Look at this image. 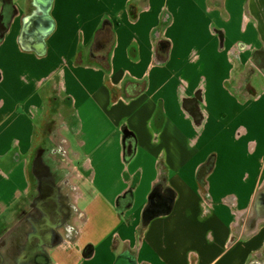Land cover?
I'll return each instance as SVG.
<instances>
[{
    "label": "crops",
    "instance_id": "obj_1",
    "mask_svg": "<svg viewBox=\"0 0 264 264\" xmlns=\"http://www.w3.org/2000/svg\"><path fill=\"white\" fill-rule=\"evenodd\" d=\"M138 1L9 0L15 15L0 42V235L8 229L18 242L7 245L11 253L4 264L29 263L26 243L40 231L30 212L42 191L30 167L37 120L56 89L65 103L60 113L65 111L68 153L77 154L89 175L83 193L71 195L73 204L89 202L91 211L106 213L112 225L86 240L77 227L68 235L61 229L62 236L54 227L59 242H37L52 264H114L125 250L137 264H249L254 256L262 258L264 222L253 229L252 210L264 188V94L240 98L225 91L235 67L233 45L222 31L220 49L219 38L207 28L208 18L222 29L218 15L224 20L225 0H147L134 18L130 7ZM239 2L243 15L244 0ZM163 14L171 18L167 27L161 24ZM40 20L51 24L43 40L36 36L45 31L22 33ZM104 31L109 48L102 49L106 57L101 61L94 58V46ZM164 41L168 57L159 63L155 57H165ZM201 84V121L195 124L182 101ZM158 105L164 118L156 133ZM122 130L136 142L127 164ZM211 157L213 168L205 177L209 208L204 210L196 175ZM161 158L164 175L158 170ZM125 173L139 176L128 207L120 201L128 199ZM164 188L173 192L172 212L140 232L149 195ZM11 212L20 216L13 226L7 220ZM236 224L245 235L234 236ZM89 247L90 254L83 256Z\"/></svg>",
    "mask_w": 264,
    "mask_h": 264
},
{
    "label": "rangeland",
    "instance_id": "obj_2",
    "mask_svg": "<svg viewBox=\"0 0 264 264\" xmlns=\"http://www.w3.org/2000/svg\"><path fill=\"white\" fill-rule=\"evenodd\" d=\"M143 1L144 0H140L136 2L135 6L131 7H135L136 9H138V7H140L139 4ZM215 9L217 8L215 7ZM140 11L141 10L139 9L136 16L132 15V17H137ZM168 17L170 18V16ZM223 17L224 20L218 15V19L222 20L221 27L223 30L218 28L213 23V20L211 21L208 18L207 28H211L212 33L219 38V41V33H217L215 30L214 32L212 28H216L217 30L219 29V31L221 30V33H223L222 31H224L226 36L228 37L227 44L233 45L232 55L235 60V67L233 77L227 85L228 91L226 89L225 91L228 94H231L232 97L236 96L240 98H248L250 96L256 95L257 93L264 94V51L262 50L261 45L257 39L253 24L250 23V25L248 26V24L245 23L247 22L246 18L244 17L243 19V16L241 15L239 0H228V2H226L225 0ZM170 23L171 18L168 24L165 25V27L169 26ZM160 47H163V51L165 52L169 51L166 44H162ZM240 47H242V49ZM202 93L203 84L200 85V87L198 88V90H196L192 97L187 99H193L195 95L198 94V96H200L201 103ZM53 95L54 101L51 99L50 103L48 104V106L50 107L45 111L43 116H40L37 120L35 138L36 147L34 148L32 154L33 159L32 165L30 167V174H34L32 168L35 157L37 156L39 150L44 149L45 152L41 156V164L42 167H44V169L46 170V175L48 176L47 180H43V182L49 188V192H51L54 196L55 202L56 193L59 190V194L64 204L70 199V195H75L76 193H78L77 195H81L83 193V190L86 189L87 186H85L86 188H83L82 184L86 180L89 181V175H87V166L85 165V163H82V160H77L78 158L76 153L70 155L68 152L67 154L63 152V150L66 152L67 149V142L65 141V137L68 139L70 137L68 135L69 132H66L64 126L66 120L65 111L62 110V115L60 113L61 106L65 105V103L64 101L62 102L59 90L56 89V92L53 93ZM200 103L198 102L197 105L199 106ZM157 108L158 106L156 107V111ZM221 108L222 105L221 103H219V109ZM259 161L261 162V160ZM124 179L126 180V182H134V178L126 173L124 174ZM36 184L37 182L35 180V186ZM77 188H80V192H78ZM207 199L208 197L206 198V201ZM202 205L204 210L209 208V204H207V206L205 205L204 196ZM92 208L93 207L89 202L85 203L82 199L80 201L77 200V203L72 206V215L71 211L65 207V214H67L69 218L71 216L70 226L72 230L74 229V227L80 229L81 240L88 239L90 234L94 233V231H99V229H107L109 231L112 225L111 220L109 218H106V213L102 214L100 213V210H97V212H92ZM32 211L33 212H30L32 216H34L35 218L39 217V213H37V211ZM13 214L14 212L7 214V220L9 219L10 221H12V226L17 221L16 219H19L20 217L18 216L19 212L18 214L16 213L14 217H12ZM84 223V227L81 228ZM25 226L28 227V225ZM28 229L29 227L25 231H28ZM3 233L4 235H0V241L6 244V248L9 249V247L7 246L8 244L13 245V243L18 242L14 238H11L12 233L10 232V230L5 229ZM72 233L74 232L72 231ZM25 234L27 233H23V235L20 237L19 242L24 243L25 239L23 236H25ZM239 234L245 235L246 233L244 231L241 232V227L237 226L236 224L234 228V236ZM262 250L264 251V249ZM255 260L260 261L257 263L255 262ZM6 262H8V260H6ZM256 263L264 264V252L262 253L261 259H257L254 256L249 264Z\"/></svg>",
    "mask_w": 264,
    "mask_h": 264
},
{
    "label": "water",
    "instance_id": "obj_3",
    "mask_svg": "<svg viewBox=\"0 0 264 264\" xmlns=\"http://www.w3.org/2000/svg\"><path fill=\"white\" fill-rule=\"evenodd\" d=\"M2 11L0 14V42L3 40L5 33L7 32L6 22L8 20V12L4 9V0H0ZM243 19L246 18L247 22L253 24L257 39L264 50V0H244L243 4ZM4 11V12H3ZM15 15V12H14ZM13 15V16H14ZM245 22V23H247ZM10 24V23H9ZM8 24V25H9ZM51 24L44 20L36 21L31 23L29 27H24L22 33L32 32L34 35H38L41 31H45L42 34L36 36L37 38L43 40L46 35L50 32ZM108 36L106 31L100 32L96 36L95 40V50H98V53L94 56L95 59L103 61L106 57V53H103V48L98 46V44L107 41ZM161 52L165 55V57H160V55H156V62L163 63L166 61L168 57V52L163 51V47H160ZM165 52V53H164ZM199 97V98H198ZM200 96L198 94L195 95L193 99H184L182 101L183 109L192 114L193 120L195 123H199L201 121V115L198 111V102L200 103ZM123 138H122V148H123V162L129 163L135 153L136 142L133 137L126 130H122ZM214 157L209 158L205 164L202 166V174L206 176L211 172L213 168ZM200 186H203L204 179L197 182ZM125 198V197H124ZM122 198V199H124ZM57 204L55 202L54 196L51 193V200L47 206L52 207L55 210V214L57 213ZM174 206V195L170 188H164L163 191L160 189H155L148 197L147 204L142 211L141 214V227L140 232L146 229L149 223L159 217H164L169 215ZM253 219L252 226L253 229L259 227V225L264 222V188L261 189L253 202ZM55 215V216H56ZM56 221H58V217L56 216ZM55 226H51L53 230ZM91 252V248H85L83 250L82 255L87 256ZM30 262L26 264H52L51 259L48 254L42 249L35 247L33 250V254L30 255ZM1 264V257H0ZM114 264H137L136 257L129 251L125 250L120 255L116 257Z\"/></svg>",
    "mask_w": 264,
    "mask_h": 264
},
{
    "label": "flooded vegetation",
    "instance_id": "obj_4",
    "mask_svg": "<svg viewBox=\"0 0 264 264\" xmlns=\"http://www.w3.org/2000/svg\"><path fill=\"white\" fill-rule=\"evenodd\" d=\"M6 1L7 0H4L5 3ZM98 46L102 48L105 47L106 49L109 48V40L98 44ZM240 48L242 49V47ZM44 152H45L44 149L39 150L37 156L35 157L33 161L32 170L35 176L37 177V179L39 180V187L42 191V196L38 199L37 207L34 209L35 211H37V213H39V217H37V221H38V230L40 229V231H39V234L35 236V239L30 240L28 238V242L26 243V246H28L27 249L31 251V253L29 254H33V250L35 247L38 248L37 246L38 240L42 242L43 239L48 238L47 242H49V240H55L56 242H59L60 241L59 235H61L60 230L63 229L65 233L68 235L69 231L72 229L70 226L71 216L69 218V216L65 214V207H66L68 210L71 211V215H72V206L74 204H73V198L71 197V195H70V199L63 204V201L59 194V190L57 191L56 193L57 206L56 205L55 206L57 207L58 215L55 214V210L52 207L47 206V204L50 203V200H51V192H49V188L43 182V180L45 181L47 180V176H48L46 175V170L44 169V167H42V164H41V156ZM63 152L67 154L68 150L66 149V152L63 150ZM77 189L79 190V188ZM55 215L59 218L57 222H55L56 221ZM52 225L55 226L56 229H59L58 231L59 235L55 233L56 231L51 229ZM50 232H53L54 235L50 236ZM14 239L17 240L18 238H14ZM10 253L11 252H9V249L4 247L3 242H0V257H1V262L3 261V264H4V260L10 256Z\"/></svg>",
    "mask_w": 264,
    "mask_h": 264
},
{
    "label": "trees",
    "instance_id": "obj_5",
    "mask_svg": "<svg viewBox=\"0 0 264 264\" xmlns=\"http://www.w3.org/2000/svg\"><path fill=\"white\" fill-rule=\"evenodd\" d=\"M139 6L140 7H138V9H136L135 7L133 8V7H130V11H131V15H134V16H136V14H137V12H138V10L140 9L141 11L143 10V9H145L146 7H147V0H144L143 2H141L140 4H139ZM3 10H6L7 12H8V20H7V22H6V25H7V27L9 26L8 24L10 23V20L12 19V17H13V15H14V12H15V9H14V7H13V5H12V3L11 2H9V0H7L6 1V3L4 4V9ZM4 12V11H3ZM170 21V18L166 15V14H163V16H162V19H161V24L162 25H167L168 24V22ZM212 30L214 31H216L217 33H219V35H220V49H222L223 48V41H224V34L223 33H221L219 30H217L216 28H212ZM214 31V32H215ZM157 33H158V31L156 30L155 32H154V36L156 37L157 36ZM112 43H113V40L110 42V44L112 45ZM163 44H166L167 45V42H165L164 41V43ZM131 54L132 55H134L135 54V50L134 49H132L131 50ZM104 68H106L107 69V71H108V66H104ZM163 118H164V116H163V111H162V107H161V105H158V108H157V111H156V114H155V116H154V118H153V123L155 122V121H159V122H157L158 123V125L156 126V127H154L155 128V130H156V133H157V131H159L160 130V127H161V121L163 120ZM132 136V135H131ZM133 137V136H132ZM164 161H163V159L161 158L160 159V161H159V164H158V170H159V172H160V174L161 175H164V173H165V167H164ZM138 175H136L135 177H134V182L133 183H131V182H129V192H128V199L126 200V197H125V199L123 200V199H120V201H124V202H126V207H128V205L131 203V195H132V191L134 190V188L136 187V185H137V183H138ZM205 177L206 176H203V174H202V167L201 168H199V170H198V172H197V175H196V178H197V180L198 181H200V180H202V179H204V184H203V186H201V190H202V193H203V196H204V200H205V205L207 206V204L209 203V198L207 199V201H206V198L208 197V195H207V193H206V191H205ZM130 196V197H129ZM119 206V205H118ZM117 209H118V216H121V212H120V209L117 207ZM140 237H141V235H138V239H140ZM232 243V240L230 241V244ZM192 257V259H193V255H191L190 256V258Z\"/></svg>",
    "mask_w": 264,
    "mask_h": 264
}]
</instances>
